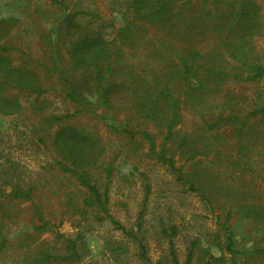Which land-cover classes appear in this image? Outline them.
Returning a JSON list of instances; mask_svg holds the SVG:
<instances>
[{"label":"trees","instance_id":"trees-1","mask_svg":"<svg viewBox=\"0 0 264 264\" xmlns=\"http://www.w3.org/2000/svg\"><path fill=\"white\" fill-rule=\"evenodd\" d=\"M116 11L124 23L112 40L89 30L71 39L67 63L61 61L58 52L52 55L51 65L37 62L52 83L49 88L33 71L12 65L7 54L14 47L0 42V113L14 115L21 109L16 98L2 93L4 89L37 98L58 89L76 107L73 112L44 117L46 127L36 135L35 143L47 154L46 165L35 170L34 178L26 176L17 161L0 151V251L11 232L9 206L14 201H33L49 183V176L54 177L53 171L74 178L84 190L81 210L87 208L101 220L108 218L118 224L109 211L107 190L102 192L96 178L97 169L103 167L108 183L114 164L106 166L101 160L104 149L98 137L69 123L80 115L93 114L114 123L123 133L141 135L149 143V154L206 202L224 237V241L216 238L210 245L221 252L220 257L202 249L209 258L206 264L223 263L225 254L231 255V264H238L233 217L264 225V194L251 191L252 201H216L221 175L199 167L197 158L213 150L212 140L223 128L233 130L240 150L248 154L250 143L257 138V124L264 125L260 95L245 109L237 105L235 94L225 91L231 83L257 84L264 78V63L256 54L254 41L263 25L261 6L258 0H121ZM132 120L156 133L132 131ZM158 135L162 136L159 146ZM177 153L183 161L181 166H177ZM236 160L231 168L247 173V163ZM65 196L74 213L80 212ZM37 212L45 225L51 223L41 207ZM137 225L141 227L140 218ZM161 233L173 246L178 228L164 226ZM67 241L74 251L75 241ZM197 244L193 241V247L187 249L185 264L193 263ZM259 252L264 253V247ZM43 254L47 262L57 260ZM172 254L175 257L174 251Z\"/></svg>","mask_w":264,"mask_h":264},{"label":"rangeland","instance_id":"rangeland-1","mask_svg":"<svg viewBox=\"0 0 264 264\" xmlns=\"http://www.w3.org/2000/svg\"><path fill=\"white\" fill-rule=\"evenodd\" d=\"M119 1L0 0V42L14 47L7 54L12 65L33 71L49 88L52 83L37 62L51 65L52 55L58 52L61 61L67 63L71 39L89 30L112 40L124 23L116 11ZM258 2L263 25L254 41L256 54L264 63V0ZM80 11L86 14H79ZM226 90L235 94L238 106L246 109L258 95L264 101V78L257 84L231 83ZM2 93L16 98L21 109L14 115L0 113V151L17 161L26 176L34 178L35 170L46 165L47 154L35 143L36 135L46 127L44 117L73 112L76 107L58 89L40 98L11 89H4ZM69 123L98 137L104 149L101 160L106 166L110 162L114 164L108 183L103 167L97 169L96 178L102 192L107 190L109 211L118 224L108 218L101 220L87 208L81 210L84 190L74 178L53 171L54 177L49 176V183L33 201H14L9 206L7 213L13 220H7L11 232L8 243L0 251V264H185L187 249L193 247V241L198 244L192 264H206L209 258L202 249L220 257L221 252L210 246L216 238L224 241L217 217L203 199L190 192L149 154V143L141 135L123 133L114 123L93 114L80 115ZM138 125V121L132 120L131 130L155 132L144 124ZM255 133L257 138L250 143V152L243 154L247 151L240 150L233 130L223 128L212 140L213 150L197 158L199 167L221 175V184L215 191L216 201H252L251 191L264 194V125L257 124ZM161 143L162 136L158 135V146ZM238 157L247 163V173L231 168ZM176 160L177 166L183 164L178 153ZM59 188L63 192L54 194L53 190ZM226 192L230 193L228 197L224 195ZM65 195L80 212L74 213ZM37 207H41L51 221L49 225L39 219ZM171 225L178 228L173 246L161 233L162 227ZM232 226L238 251L235 262L264 264V253L259 252L264 247V225L234 216ZM122 227L134 236L125 234ZM67 239L75 241L74 251L69 248ZM43 252L50 255L52 261L53 257L57 260L47 262ZM224 257V262L217 264H231V255Z\"/></svg>","mask_w":264,"mask_h":264}]
</instances>
